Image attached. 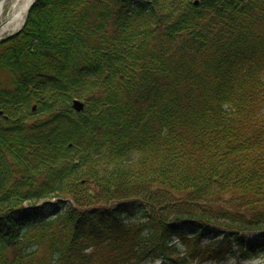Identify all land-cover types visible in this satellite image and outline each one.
Wrapping results in <instances>:
<instances>
[{
    "label": "trees",
    "instance_id": "16d2710c",
    "mask_svg": "<svg viewBox=\"0 0 264 264\" xmlns=\"http://www.w3.org/2000/svg\"><path fill=\"white\" fill-rule=\"evenodd\" d=\"M0 110V264L264 251V0H36Z\"/></svg>",
    "mask_w": 264,
    "mask_h": 264
},
{
    "label": "rangeland",
    "instance_id": "374dc122",
    "mask_svg": "<svg viewBox=\"0 0 264 264\" xmlns=\"http://www.w3.org/2000/svg\"><path fill=\"white\" fill-rule=\"evenodd\" d=\"M15 0H9L8 3L4 4V8H3V13L0 17V25L1 23L5 22L8 18V14L10 13V7L13 4L12 2ZM19 2H21V0H19ZM26 15V13H25ZM24 18H26V16H24ZM18 30V29H17ZM17 30L11 31V30H6L5 32H0V39L5 38L6 36L16 32ZM81 111V110H80ZM79 111V112H80ZM258 237V233L257 232H251V233H247L245 235V240L247 242L249 241H256ZM238 260L237 257L234 258H229L226 262L224 263H219V264H234L236 261ZM242 264H264V253L262 255H260L259 257L255 258L254 260H245V261H241ZM143 264H168L167 262H164L162 260H158L155 262H145ZM171 264H180V263H171ZM189 264H210L209 262H200V261H192Z\"/></svg>",
    "mask_w": 264,
    "mask_h": 264
},
{
    "label": "bare ground",
    "instance_id": "6f19581e",
    "mask_svg": "<svg viewBox=\"0 0 264 264\" xmlns=\"http://www.w3.org/2000/svg\"><path fill=\"white\" fill-rule=\"evenodd\" d=\"M32 1L33 0H21V2H19V0L14 1L10 8L9 11L10 13L8 14L7 20L1 23L0 25V32H5L6 30L14 31L17 28H19L23 23L25 12L28 8V5ZM3 7H4V2L3 0H0V17L4 11Z\"/></svg>",
    "mask_w": 264,
    "mask_h": 264
},
{
    "label": "water",
    "instance_id": "95a60500",
    "mask_svg": "<svg viewBox=\"0 0 264 264\" xmlns=\"http://www.w3.org/2000/svg\"><path fill=\"white\" fill-rule=\"evenodd\" d=\"M73 107H74L76 110L80 111V110L82 109V103L79 102V101H77V100H74V101H73Z\"/></svg>",
    "mask_w": 264,
    "mask_h": 264
}]
</instances>
